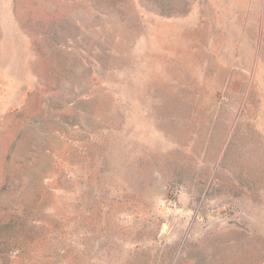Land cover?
<instances>
[{
  "label": "rangeland",
  "instance_id": "rangeland-1",
  "mask_svg": "<svg viewBox=\"0 0 264 264\" xmlns=\"http://www.w3.org/2000/svg\"><path fill=\"white\" fill-rule=\"evenodd\" d=\"M0 264H264V0H0Z\"/></svg>",
  "mask_w": 264,
  "mask_h": 264
},
{
  "label": "water",
  "instance_id": "water-1",
  "mask_svg": "<svg viewBox=\"0 0 264 264\" xmlns=\"http://www.w3.org/2000/svg\"><path fill=\"white\" fill-rule=\"evenodd\" d=\"M225 211H226V209L223 208V207H221V208H219V209L217 210V214H223V213H225Z\"/></svg>",
  "mask_w": 264,
  "mask_h": 264
}]
</instances>
